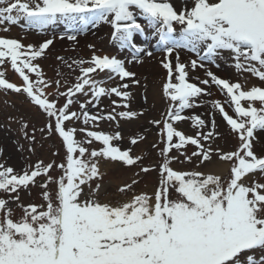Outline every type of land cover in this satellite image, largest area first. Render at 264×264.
I'll return each mask as SVG.
<instances>
[{"label": "snow or ice", "instance_id": "1", "mask_svg": "<svg viewBox=\"0 0 264 264\" xmlns=\"http://www.w3.org/2000/svg\"><path fill=\"white\" fill-rule=\"evenodd\" d=\"M101 24L116 54L88 44L87 58L56 57L74 77L46 75L57 39L77 42ZM13 27L41 39L2 34ZM146 58L165 70L167 104L148 121L158 159L147 165L136 147L148 129L123 134L145 114L131 106L140 80L130 66ZM221 60L237 79L212 71ZM0 92L44 117L31 134L21 123L30 144L39 132L64 152L19 170L0 160V264H264V0H0ZM222 126L235 141L227 149ZM109 166L132 170L116 186L124 199L101 197ZM151 172L152 190L137 191ZM34 188L40 202L25 203Z\"/></svg>", "mask_w": 264, "mask_h": 264}, {"label": "rangeland", "instance_id": "2", "mask_svg": "<svg viewBox=\"0 0 264 264\" xmlns=\"http://www.w3.org/2000/svg\"><path fill=\"white\" fill-rule=\"evenodd\" d=\"M174 6L178 9L181 7L182 0H172ZM20 32H25L22 29H18ZM63 26L55 29L57 34L61 33ZM111 27L107 24H101L97 28L91 29L90 31L83 32L82 34L92 33L93 36L99 38L98 49L103 50L107 53L116 54L118 51L116 47L110 40L111 37ZM32 33V32H25ZM142 40L143 38H138ZM103 40V41H102ZM59 47L58 54H51L41 61L42 67L46 75L52 79L57 78V73H63L65 78H72L77 73L71 71L64 63L57 60V56L64 57L65 60L71 63V60L77 57H83L82 48L74 49V46L66 44V42H58L55 44ZM88 50L85 48L84 53ZM87 58V57H84ZM51 59V61H50ZM220 67L212 68V71L216 72L225 78L237 79V73L235 69L231 66V62L226 60L218 61ZM132 71L137 73V79L140 80L139 85H133L131 91L133 93V99L131 101V106L133 110H144V116L140 117L138 120L124 124L123 134L125 136L135 133L142 132L144 129H148V138L136 147V151L142 153L145 157L144 164H149L150 162H155L158 159V155L154 149H151L150 144L156 139V128L151 126L148 121L153 118H158L159 115L165 110L167 104L165 99L162 97L161 87L163 83V78L165 76V70H163L157 63L156 59L146 58L143 64H133L130 66ZM192 76H200L203 78L204 72L202 69H197L195 73H190ZM7 77L11 80L16 79V74L9 70ZM253 83H259L258 80H253ZM112 83L109 82V86ZM217 97L219 94H216ZM147 97L145 101L144 97ZM114 98V97H113ZM104 104H108V100H104ZM197 113L205 112L206 109L201 107L194 110ZM11 118V119H10ZM27 122L29 124L28 131L31 134V128L36 126L37 128L43 126L44 117L38 112V110L29 105L25 97L16 95L14 93H8L5 95L0 92V149L3 150V155L0 156V160L6 161L9 166H12L19 170L25 166L28 157H31V161L36 159H56L58 162L63 158L64 152L61 147V142L57 137L46 138L42 137L39 132H37V141L34 144L24 137L21 131V123ZM123 123V122H122ZM105 129L108 125L105 123L102 125ZM181 127L190 131V124L183 123ZM221 131L225 133L224 140H218L220 144L230 148L235 141L231 140L227 136L226 129L222 126ZM22 146V147H21ZM29 147L35 149L34 152L30 153L28 151ZM226 148V147H225ZM57 149L60 150L58 156H53V152ZM227 149V148H226ZM185 167H191V165H184ZM174 167H182V165L174 164ZM110 170L108 174L104 177L103 183L106 185L104 193H101V197L110 198L112 200L124 199V197L119 196L116 193V186L118 183L128 180L131 176L132 170L128 168H123L120 166H109ZM57 173H54L56 175ZM156 172H151L148 175H144L140 180V183L135 186L137 191L148 190L151 191L156 183ZM109 182H111L109 186ZM130 182V181H129ZM22 199L25 203L30 201L40 202L39 189L34 188L31 194L22 193ZM19 215V211L17 212Z\"/></svg>", "mask_w": 264, "mask_h": 264}, {"label": "bare ground", "instance_id": "3", "mask_svg": "<svg viewBox=\"0 0 264 264\" xmlns=\"http://www.w3.org/2000/svg\"><path fill=\"white\" fill-rule=\"evenodd\" d=\"M2 34L7 35V36H14L16 34H19L21 36V33L19 32V30L16 27H13L10 32L2 33ZM39 39H41V37L35 36V35H30L29 38L25 40V42H27V41H31L32 42V40L36 41V40H39ZM77 41L79 43H83V44H86V43H89V42L96 44V43H98L101 40H99V38H97V39L92 38L91 35H87V36H84V37H78ZM51 47H53V46H51Z\"/></svg>", "mask_w": 264, "mask_h": 264}]
</instances>
